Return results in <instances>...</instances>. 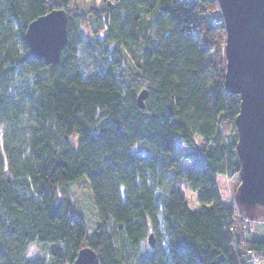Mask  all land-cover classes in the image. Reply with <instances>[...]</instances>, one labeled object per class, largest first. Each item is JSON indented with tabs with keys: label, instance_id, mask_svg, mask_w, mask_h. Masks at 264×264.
I'll list each match as a JSON object with an SVG mask.
<instances>
[{
	"label": "trees",
	"instance_id": "1",
	"mask_svg": "<svg viewBox=\"0 0 264 264\" xmlns=\"http://www.w3.org/2000/svg\"><path fill=\"white\" fill-rule=\"evenodd\" d=\"M72 1L0 0V264H74L84 244L99 264H264L255 221L240 236L246 217L216 187L239 171L217 0H110L93 38L92 13ZM54 8L67 12V42L50 65L24 35ZM82 175L91 234L63 189Z\"/></svg>",
	"mask_w": 264,
	"mask_h": 264
},
{
	"label": "water",
	"instance_id": "2",
	"mask_svg": "<svg viewBox=\"0 0 264 264\" xmlns=\"http://www.w3.org/2000/svg\"><path fill=\"white\" fill-rule=\"evenodd\" d=\"M225 29L224 89L238 95L234 118L239 161L236 207L251 221L264 219V0H217ZM67 12L54 8L30 21L24 39L31 58L56 65L67 42ZM146 90L137 96L144 107ZM148 243L153 246L152 234ZM74 264H99L97 253L83 245Z\"/></svg>",
	"mask_w": 264,
	"mask_h": 264
},
{
	"label": "rangeland",
	"instance_id": "3",
	"mask_svg": "<svg viewBox=\"0 0 264 264\" xmlns=\"http://www.w3.org/2000/svg\"><path fill=\"white\" fill-rule=\"evenodd\" d=\"M108 1L110 0H73L72 3L70 4V7L77 6L83 10H86V12L88 11L92 13L91 14L92 16H88L89 23L83 25V30L86 33V37L93 38L94 35L92 33V29H93L92 20H94L93 13H98V17L101 16L102 18V9L104 7V4ZM104 32L105 30L100 31L97 34V37H101ZM71 139L73 142H75L76 140L75 137H72ZM195 144L196 147L201 146L202 142L200 138L198 137L195 138ZM185 151L186 150L182 145H180L178 142H175L176 153H184ZM181 165L184 170L186 171L189 170V164H187L186 161L182 160ZM238 184H239L238 174L234 175L232 178H226L222 175L216 176V187L223 205L225 206L231 205L237 208L235 205L234 196ZM63 189H65V191L68 193L73 209L81 216L85 224L87 234H91L96 228V219H95V210L92 204L91 191L88 185L87 177L85 175H82L77 180L65 185ZM181 189L184 193V197L187 202L188 208L190 210L199 209V204L196 200V193L190 191L185 184L181 185ZM262 221L263 219H261L260 221L259 220L255 221L256 230L253 233L254 239H264V225ZM148 245L149 244L147 237L142 248H145ZM39 250L40 249L37 245L32 244L29 247L28 254L29 255L37 254Z\"/></svg>",
	"mask_w": 264,
	"mask_h": 264
},
{
	"label": "built area",
	"instance_id": "4",
	"mask_svg": "<svg viewBox=\"0 0 264 264\" xmlns=\"http://www.w3.org/2000/svg\"><path fill=\"white\" fill-rule=\"evenodd\" d=\"M252 222L254 221H251L247 218H245V221L244 223L242 224V227H243V232L240 236H243V237H248L250 233L253 232V224Z\"/></svg>",
	"mask_w": 264,
	"mask_h": 264
},
{
	"label": "snow or ice",
	"instance_id": "5",
	"mask_svg": "<svg viewBox=\"0 0 264 264\" xmlns=\"http://www.w3.org/2000/svg\"><path fill=\"white\" fill-rule=\"evenodd\" d=\"M133 147H135V145H133Z\"/></svg>",
	"mask_w": 264,
	"mask_h": 264
}]
</instances>
